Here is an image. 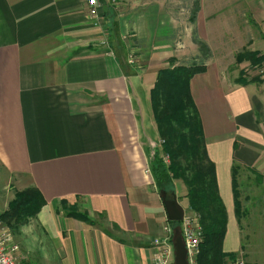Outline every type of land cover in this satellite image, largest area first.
I'll return each mask as SVG.
<instances>
[{
	"label": "crops",
	"instance_id": "crops-1",
	"mask_svg": "<svg viewBox=\"0 0 264 264\" xmlns=\"http://www.w3.org/2000/svg\"><path fill=\"white\" fill-rule=\"evenodd\" d=\"M240 2L261 37L250 49L264 55V0ZM116 8L95 26L87 0H0V215L28 189L45 202L19 230L22 264H153V242L181 230L169 227L149 172L156 149L142 121L167 65L163 5L143 4L134 22ZM222 70L208 60L190 90L226 210L223 250L237 256L232 168L264 179V73L241 86ZM174 184L186 212V189ZM63 200L93 225L58 213Z\"/></svg>",
	"mask_w": 264,
	"mask_h": 264
},
{
	"label": "trees",
	"instance_id": "trees-1",
	"mask_svg": "<svg viewBox=\"0 0 264 264\" xmlns=\"http://www.w3.org/2000/svg\"><path fill=\"white\" fill-rule=\"evenodd\" d=\"M199 10V4H195L189 18L191 24H195ZM193 43L199 48V59L194 60L190 66L178 67L175 66L176 60H170L172 69L158 73L150 92L152 120L160 147L154 150L149 172L161 200L175 194L176 181L183 183L188 202L187 211L198 218L203 230V240L195 264H224L226 259L234 258L235 255L226 254L223 250L227 226L226 210L219 196L215 166L207 154L202 122L190 90L191 80L206 72V63L211 53L204 42L193 39ZM235 61L237 64L248 63L252 68H262L264 55L244 51L236 55ZM254 81L255 79L246 81L238 78L235 83L246 86ZM165 158L168 162H165ZM238 169L236 166L232 168L236 218L241 207L236 188ZM44 206L42 196L35 189L16 193L8 210L0 215V222L12 230L14 224V228H17L34 219ZM58 213L93 225L88 213H80L76 205H69L64 200L59 203ZM168 225L173 230L181 226L170 222Z\"/></svg>",
	"mask_w": 264,
	"mask_h": 264
},
{
	"label": "rangeland",
	"instance_id": "rangeland-1",
	"mask_svg": "<svg viewBox=\"0 0 264 264\" xmlns=\"http://www.w3.org/2000/svg\"><path fill=\"white\" fill-rule=\"evenodd\" d=\"M156 1H161L163 5L162 19L165 21L160 23L161 29L157 32V40L162 43L159 59L167 63L163 70L172 69L170 65L172 59L176 60L177 67L190 66L194 60L199 59V48L193 43V39H197L208 46L210 59L223 68L225 81L226 78L231 82L238 78L250 81L264 73L262 72L264 68H252L248 63L237 64L235 61L237 54L244 51L253 52L250 43L260 37L250 14L240 0H118L115 12L116 14L121 12L119 15L122 16L129 15L132 18L130 21L134 22L133 15L139 12L143 4L154 5ZM195 4H199L200 10L195 24H191L189 18ZM125 9L126 11H122ZM165 17L173 21L168 19L166 21ZM170 27L173 30H170ZM195 27H198L199 31H195ZM168 40L170 43L165 44ZM135 58V54L132 53L131 59L134 62ZM148 100L150 103V93ZM143 101L142 121H145V134L151 140L149 142L151 150L159 149L160 140L155 133L151 107L150 104H146L148 102L146 99ZM236 184L241 207L239 216L235 219L241 248L237 256L226 259L224 264L239 258L247 264H264V179L259 178L257 181L256 176L245 168L237 172ZM31 220L33 219L17 228H14V224L12 230L7 228L12 234L13 244L19 249L21 262H23L22 249L29 244L20 246L24 244L22 242L24 237L20 236L19 230ZM180 233V229L175 231L172 240ZM17 237L21 238V242Z\"/></svg>",
	"mask_w": 264,
	"mask_h": 264
},
{
	"label": "built area",
	"instance_id": "built-area-1",
	"mask_svg": "<svg viewBox=\"0 0 264 264\" xmlns=\"http://www.w3.org/2000/svg\"><path fill=\"white\" fill-rule=\"evenodd\" d=\"M117 0H87V14L95 26L98 25L100 10L104 7H116ZM130 64L132 62L130 61ZM165 162L168 159L165 158ZM181 224V235L187 254L188 264H195L203 240V230L198 218L188 211L185 212ZM163 239L153 242L154 253L153 264H174V247L170 231ZM18 247L13 244L10 232L7 229L0 231V264H22L18 258ZM228 264H247L242 258L236 259Z\"/></svg>",
	"mask_w": 264,
	"mask_h": 264
},
{
	"label": "water",
	"instance_id": "water-1",
	"mask_svg": "<svg viewBox=\"0 0 264 264\" xmlns=\"http://www.w3.org/2000/svg\"><path fill=\"white\" fill-rule=\"evenodd\" d=\"M162 205L168 222L180 224L183 221L185 210L178 203L177 197L174 193L162 200ZM173 247L174 264H188L181 233L173 239Z\"/></svg>",
	"mask_w": 264,
	"mask_h": 264
}]
</instances>
